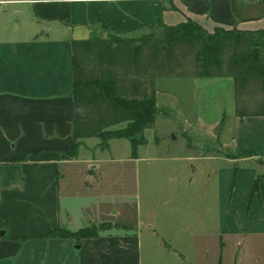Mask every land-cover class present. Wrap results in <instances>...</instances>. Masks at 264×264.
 <instances>
[{"label": "crops", "instance_id": "crops-1", "mask_svg": "<svg viewBox=\"0 0 264 264\" xmlns=\"http://www.w3.org/2000/svg\"><path fill=\"white\" fill-rule=\"evenodd\" d=\"M187 21L207 32L260 33L264 0H0V264H238L240 242L264 237V178L256 192L252 187L264 177V115L235 113L233 78H177L192 79L189 85L217 105L206 120L197 106L196 115L184 109V93L155 81V104L171 116L170 130L185 137L199 130L212 141L190 145L182 159L193 171L187 165L166 174L168 187L154 185L155 159H141L140 146L136 157L131 150L114 159L104 153L126 139L102 147L99 138L73 136L72 41L106 38L99 28L142 34ZM76 173L83 184L74 190ZM107 175L123 188L134 180L135 192L117 197L125 205L135 199L140 212L132 220H118L116 197L90 192ZM79 191L89 209H111L72 217ZM149 195L162 207L145 210ZM103 225L95 236L74 235Z\"/></svg>", "mask_w": 264, "mask_h": 264}, {"label": "trees", "instance_id": "trees-1", "mask_svg": "<svg viewBox=\"0 0 264 264\" xmlns=\"http://www.w3.org/2000/svg\"><path fill=\"white\" fill-rule=\"evenodd\" d=\"M158 25L163 33L157 38L149 34L72 41V133L77 142L99 138L104 147L115 138L126 139L136 157L141 143L135 136L153 126L154 114L160 112L155 104L158 77H231L235 113L241 118L264 115V31L216 28L207 32L190 21L172 27ZM186 25L196 30L185 32ZM124 122L128 123L125 129L109 132ZM263 178H256L253 192ZM101 230L93 227L74 235L95 236ZM57 235L69 236L61 230Z\"/></svg>", "mask_w": 264, "mask_h": 264}, {"label": "rangeland", "instance_id": "rangeland-1", "mask_svg": "<svg viewBox=\"0 0 264 264\" xmlns=\"http://www.w3.org/2000/svg\"><path fill=\"white\" fill-rule=\"evenodd\" d=\"M187 27L183 28L185 32L191 31L193 28L196 30L195 27L191 25H186ZM106 32V34H105ZM97 33L100 35H106L108 37H115L119 39H127V38H141L145 35H151L154 38L161 37L163 33L162 27L157 26L151 27L148 30H145L142 34L141 33H130L127 35L119 34L115 32L110 31H102L100 28L97 29ZM88 38H94V37H88ZM95 39V38H94ZM205 79V78H204ZM158 80V86H167L164 88H167L168 91L177 94L178 96H181L183 93L186 97V101L182 99V104L184 109L190 114L191 111L193 115H196L194 107L197 106L198 108V115H202L204 117V120L210 119L213 116H216V111L214 108H217L216 104H211V101L204 99L206 98L205 89L203 92L201 90H194L191 85L192 79H186V80H178L176 77L168 78V77H158L155 79V81ZM154 81V86H155ZM184 81V82H179ZM205 80H201L200 82H203ZM191 82V83H190ZM181 85V86H178ZM169 86V87H168ZM156 87V86H155ZM212 89V88H211ZM208 89V92L210 93L212 90ZM166 90V89H164ZM175 90V91H174ZM194 95V96H193ZM189 98H188V97ZM211 98V96H210ZM213 99V98H212ZM250 102L252 103L253 100L251 98ZM189 103V104H188ZM145 105H150V103H147ZM152 111V110H151ZM171 115V114H170ZM155 122L153 126L149 128H145L142 132V134H137L135 138L137 139V142L141 143L138 149V154L141 159L146 158H154L155 161H153L152 165L153 167L156 166L157 170L159 171V175L154 174L153 175V181L154 185L156 183H159V186L167 187L169 184L166 180V174L169 175L171 173H176L177 171L180 173H183L184 169L189 165L190 173L193 171L194 165H192V161L186 162V160H183L186 155H190L189 152L190 145H193L194 141H198L200 139L206 140L207 142L211 143V139L208 137H200L199 134L201 131L197 130V132L194 134H187L185 137L182 135V133L175 129V131L170 130L171 124L167 120V118H170L168 114L165 115V113H160L157 111L155 114ZM203 120V121H204ZM128 123H119L116 124L114 127L109 128V132H115L119 129H125L127 127ZM228 134V129L221 132L222 138L226 137ZM188 138V139H187ZM110 147V153H104L109 154L110 157L116 158H123V156L129 154L131 152V147L129 146V143L126 141H116L112 142ZM171 159H174L171 160ZM147 161L142 162L143 165H145ZM134 163L128 164L133 165ZM191 164V166H190ZM195 164V163H194ZM127 165V164H126ZM116 166H119V164L116 163ZM193 166V167H192ZM103 167H107V171L111 168L110 165L107 163H104ZM85 168V165L84 167ZM185 172V171H184ZM79 173H76L75 176L73 175L72 179L70 180L71 186L73 185V189L75 190L77 186L83 184V178L78 175ZM188 174V173H187ZM193 175V174H192ZM106 180L105 183H102L101 190H99L100 187L93 186L90 189V192L95 195H102L108 193L110 197H118L122 193L132 194L134 193L133 184L134 180L127 178V183L125 187L122 186L119 187V185L115 186L114 183L111 180L110 176H105ZM157 177V178H156ZM184 178V175H183ZM195 179H199V174L194 177ZM182 179V177H181ZM184 181V179H183ZM167 183V184H166ZM108 184V187L106 186ZM132 184V185H131ZM73 190V191H74ZM75 192V191H74ZM85 193L82 191H79V195L77 199L73 200V216L81 219H85V217L90 218V214H92V218L99 217L104 211L105 208L111 209V207L107 206L106 204H102L99 207H91L89 209L86 205L87 199H84L83 195ZM132 204L128 202V205L122 204L120 200H116V210L118 214H116V217H119L118 220L125 221L126 219L132 220L133 217L135 218L136 215L140 212L138 209V206L135 204V199H132ZM199 202V198L196 200ZM195 202V200H194ZM151 207L160 208L162 205L158 203L152 195H149V197L144 202V209L147 210ZM88 208V209H87ZM101 211V214L98 212ZM95 211V213H93ZM79 212H81L79 214ZM147 211H142V214H145ZM115 217V215H114ZM105 225L101 226L103 229ZM100 228V227H99ZM246 228V227H245ZM240 252L238 257V264H264V237H256L252 239H244L240 242ZM229 250H232L231 247L228 248Z\"/></svg>", "mask_w": 264, "mask_h": 264}, {"label": "water", "instance_id": "water-1", "mask_svg": "<svg viewBox=\"0 0 264 264\" xmlns=\"http://www.w3.org/2000/svg\"><path fill=\"white\" fill-rule=\"evenodd\" d=\"M78 247V246H77Z\"/></svg>", "mask_w": 264, "mask_h": 264}]
</instances>
